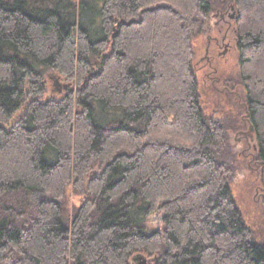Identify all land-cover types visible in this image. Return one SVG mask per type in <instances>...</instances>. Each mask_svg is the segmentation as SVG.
Returning <instances> with one entry per match:
<instances>
[{
    "label": "trees",
    "instance_id": "1",
    "mask_svg": "<svg viewBox=\"0 0 264 264\" xmlns=\"http://www.w3.org/2000/svg\"><path fill=\"white\" fill-rule=\"evenodd\" d=\"M231 4L236 80L207 87L195 40ZM247 122L264 169V0H0V264H264L233 188Z\"/></svg>",
    "mask_w": 264,
    "mask_h": 264
},
{
    "label": "rangeland",
    "instance_id": "2",
    "mask_svg": "<svg viewBox=\"0 0 264 264\" xmlns=\"http://www.w3.org/2000/svg\"><path fill=\"white\" fill-rule=\"evenodd\" d=\"M217 23H219L218 26H216ZM210 26L211 27L207 33L195 40V47L200 52L197 57V62H200L203 59L204 51L202 50L204 46H207L208 44L207 37L212 35L221 39L228 30L226 22L221 20V16L217 10L213 14ZM220 30H222V32H220ZM228 37V39H230L228 41L232 44V46L230 44V50L227 52V54L219 57L217 54L220 49L217 50V54H215L216 58L214 65L218 68L217 73H215L214 70L210 69L209 67L201 66L203 62L199 63L198 65L200 78L204 79V84H206L207 87L211 85V83L207 84V81H205V77L206 80L209 79L207 74H210L214 77L219 76V72L223 73V75H227V72L229 79L231 77L232 79L236 80L238 53L235 46L236 29L234 23L233 29L229 31ZM224 49L225 47L221 48L222 52ZM54 77V79H51L54 88H56L57 91L65 90V83L59 80V86H56V79H58V77ZM218 83L219 82H217V84ZM204 93V99L210 113H213L219 119H224L225 116L230 118L232 117V110L235 108V102L232 99L229 101L220 98L218 99L217 94H213L209 88ZM231 137L235 144V150L238 153L240 163L237 167L238 174L236 175L235 181L233 183L234 193L248 223L252 226L255 232L256 240L260 243H264V171H262V168L260 167L255 165L253 166V150L248 147L247 140L244 138V136L242 134H238L237 131H231ZM43 195L44 193L38 192L36 198L40 200ZM165 216L166 214L163 210H157L156 213L149 217V229L156 230L160 228ZM141 262L142 260H137L138 264H141Z\"/></svg>",
    "mask_w": 264,
    "mask_h": 264
},
{
    "label": "flooded vegetation",
    "instance_id": "3",
    "mask_svg": "<svg viewBox=\"0 0 264 264\" xmlns=\"http://www.w3.org/2000/svg\"><path fill=\"white\" fill-rule=\"evenodd\" d=\"M224 4L226 2V0H223ZM221 16V20L226 22L227 26H228V30L227 32L222 36V38H218V37H215V36H208L207 37V41H208V44H207V47H206V52H205V55L203 57V59L199 62H203V64L201 66L203 67H209L210 69H213L215 73H217V70L218 68L214 65V62H215V58H216V51L219 50L218 52V56H224L227 54V52L230 50V42L228 40L229 37H228V34H229V31H231L233 29V23L236 19V12H235V8H234V5L231 4V5H228V7L226 8H222V9H218L217 10ZM231 12V13H230ZM219 23L216 24V26H218ZM220 32H222V30H220ZM235 32V30H234ZM232 46V44H231ZM224 48L225 49L221 50V48ZM198 63V64H199ZM209 79H211L213 81L214 84H216L215 82H220V79L217 78L216 76H212L210 74H207ZM248 123V127L245 128V129H242L240 131H238V134H242L244 136V138L247 140V144H248V147L249 148H256L255 145L253 144V137H252V133H253V129L250 125L249 122ZM262 171H264V169H262Z\"/></svg>",
    "mask_w": 264,
    "mask_h": 264
},
{
    "label": "water",
    "instance_id": "4",
    "mask_svg": "<svg viewBox=\"0 0 264 264\" xmlns=\"http://www.w3.org/2000/svg\"><path fill=\"white\" fill-rule=\"evenodd\" d=\"M100 66V65H99ZM56 86H59V79H56ZM71 87V84H66L64 85V89L68 90ZM61 91V90H60ZM142 257H140L141 259ZM138 260V259H137ZM141 264H147V260L146 258H144V260L141 262Z\"/></svg>",
    "mask_w": 264,
    "mask_h": 264
}]
</instances>
